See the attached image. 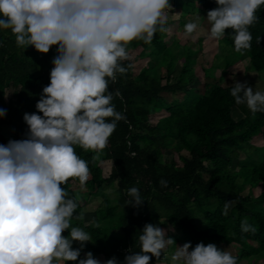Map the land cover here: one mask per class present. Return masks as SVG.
Returning <instances> with one entry per match:
<instances>
[{"label": "trees", "instance_id": "1", "mask_svg": "<svg viewBox=\"0 0 264 264\" xmlns=\"http://www.w3.org/2000/svg\"><path fill=\"white\" fill-rule=\"evenodd\" d=\"M171 3L182 15H207L208 10L217 7L215 0ZM256 14L259 20L250 28L251 49L236 61L205 69L208 79H222L228 67L241 59H248L249 68L264 74V6ZM180 22L168 23L174 27L169 43L168 32H157L151 45L142 41L129 45L139 50L136 58L151 60L138 72L136 60L125 61V67H132L125 75H118L115 83H109L116 110L125 119L117 123L100 158L93 160L91 151L75 148L77 155L88 162L90 178L83 188L77 179H70L66 191L77 199L78 213H85L91 201L101 199L96 221H72L91 234L81 258L91 251L103 262L115 256L118 264H124L126 255L139 251L138 237L147 223L165 229L177 246L190 242L194 248L200 242L214 243L238 257V264H256L264 258V145L254 144L264 133V113L253 117L246 105L236 104L230 95L234 83L224 85L222 81L205 83L200 89L191 87L199 50L178 46L175 35ZM232 31L227 29L220 41L233 50ZM257 37H261L260 44ZM56 54V46L48 54L39 53L32 46L18 48L11 31L0 30V108L7 110V116L0 118V144L11 140L3 132L7 123L18 129L17 140L25 138L27 125L23 116L37 111L35 105L43 87L50 83ZM178 63L182 70L174 81ZM165 93L182 96L170 101ZM234 110L241 115L239 119ZM106 161L111 164L107 177L102 166ZM162 179L167 186L160 184ZM114 181L118 189L112 197L104 186ZM247 184L259 193L243 194ZM131 187L139 188L144 200L138 208L125 204ZM228 201L235 206L224 215ZM244 218L255 232L241 231ZM73 247L80 245L74 242ZM174 249L175 245L165 256ZM165 260L162 257L159 264H165ZM151 264H156L155 257Z\"/></svg>", "mask_w": 264, "mask_h": 264}, {"label": "clouds", "instance_id": "2", "mask_svg": "<svg viewBox=\"0 0 264 264\" xmlns=\"http://www.w3.org/2000/svg\"><path fill=\"white\" fill-rule=\"evenodd\" d=\"M215 2L217 7L206 16L209 37L220 40L231 29L233 50L245 54L264 0ZM172 7L171 0H0V30H10L18 48L32 46L42 54L53 46L57 50L37 111L23 116L25 138L0 144V264H102L91 251L81 258L91 234L72 223L85 216L77 212V199L69 196L66 185L75 178L83 188L90 178L88 162L75 148L91 151L93 160L100 158L117 123L125 119L116 110L109 83L132 67L124 62L131 59L133 41L151 45L157 32L169 31L167 11ZM200 18L186 22L185 35L200 27ZM230 95L253 117L264 113V91L236 81ZM6 116L7 110L0 108V118ZM160 184L167 186V181ZM127 195V205L144 203L137 187ZM233 203L226 202L224 215ZM240 227L242 232L256 230L247 218ZM138 241L139 251L126 255L124 264H151L152 257L159 264L173 245L170 264H238V257L214 243L177 246L165 229L152 223L144 226ZM74 242L80 247L74 248ZM103 264L118 260L113 256Z\"/></svg>", "mask_w": 264, "mask_h": 264}, {"label": "rangeland", "instance_id": "3", "mask_svg": "<svg viewBox=\"0 0 264 264\" xmlns=\"http://www.w3.org/2000/svg\"><path fill=\"white\" fill-rule=\"evenodd\" d=\"M201 15L200 18V27L191 35H185L184 31V25L186 22L196 16ZM168 16V23L175 22V21H181L180 24H177L178 31L176 32L175 38L178 41V46H191L195 50H199L197 55V62L195 65V71L196 76L194 81L191 84L192 88L202 87L205 83H213V82H222L224 85H230L232 83H235L236 81H239L241 83L246 82L249 86L253 87L254 90L264 91V74L263 73H257L253 69L249 68V60L248 59H241L240 62H237L236 64L228 67L227 72L224 73L223 78L219 80L215 79H208L205 75V69H208L210 66L214 64H227L230 63L231 60H238L240 57L239 53H236L234 50H232L230 47H228L224 42H221L220 40H214L211 39L208 35V29L209 25L206 21V14L202 12H194L190 15H182L181 12H178L175 10V7L173 6L172 9L167 11ZM168 37L166 41L169 43L171 39L174 37L173 28L172 26H168ZM130 57L132 60H136L134 63L135 66V72H138L143 66L148 65L149 61L151 60L150 57H144L141 59L136 58L139 50L129 47L128 48ZM182 67L181 63L177 64L176 71L174 73V81L177 79L179 74L181 73ZM164 96L172 101L174 98L181 97L182 94L172 95L170 93H165ZM234 115L237 119L241 117L239 112L237 110H234ZM8 120V119H7ZM6 120V121H7ZM3 132L5 135H7L10 139H16L18 138V129H16L14 126L9 125L8 123L4 125ZM254 144L256 145H264V133L257 137V139L254 141ZM169 153H167L168 155ZM170 155V154H169ZM168 155V156H169ZM167 156V157H168ZM242 157H246V155L243 153ZM236 162L234 163L235 166ZM102 166L104 168V174L107 177L111 170V164L106 161L102 163ZM232 168H234L232 166ZM118 189V183L117 181H114L110 184H106L104 186V190L106 193L110 194V196H115V192ZM259 193L258 189H250V185H246L243 194H248L252 196H256V194ZM101 199H96L91 201L85 210L84 216L87 221H96L98 218L97 209ZM235 204L233 203L229 209L228 212H230L231 208H233ZM116 234H120L116 232ZM119 236H122L121 234ZM181 246V245H180ZM172 251H169L168 258L165 260V264H170V255ZM103 259L100 261L103 264ZM258 262L256 264H264V258L258 259ZM241 264H250L249 261H242Z\"/></svg>", "mask_w": 264, "mask_h": 264}]
</instances>
